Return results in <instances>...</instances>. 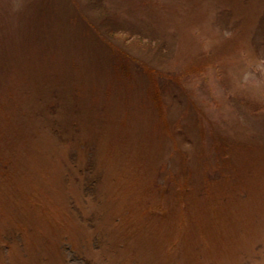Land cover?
Returning <instances> with one entry per match:
<instances>
[{
  "label": "rangeland",
  "instance_id": "1",
  "mask_svg": "<svg viewBox=\"0 0 264 264\" xmlns=\"http://www.w3.org/2000/svg\"><path fill=\"white\" fill-rule=\"evenodd\" d=\"M0 264H264V0H0Z\"/></svg>",
  "mask_w": 264,
  "mask_h": 264
}]
</instances>
